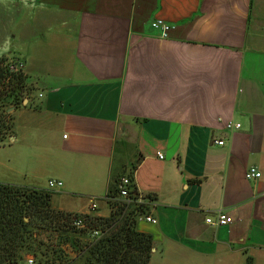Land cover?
<instances>
[{
  "label": "crops",
  "instance_id": "0c3cea01",
  "mask_svg": "<svg viewBox=\"0 0 264 264\" xmlns=\"http://www.w3.org/2000/svg\"><path fill=\"white\" fill-rule=\"evenodd\" d=\"M11 60L25 97L7 142L63 182L43 188L54 208L107 216L78 192L133 173L150 264H264V183L245 176L264 173V0H0ZM217 209L233 222L206 223Z\"/></svg>",
  "mask_w": 264,
  "mask_h": 264
},
{
  "label": "trees",
  "instance_id": "16d2710c",
  "mask_svg": "<svg viewBox=\"0 0 264 264\" xmlns=\"http://www.w3.org/2000/svg\"><path fill=\"white\" fill-rule=\"evenodd\" d=\"M0 64V146L14 134L11 107L24 100L21 73ZM3 86H7L6 89ZM3 88V89H2ZM133 181V173L129 174ZM120 177L106 193L110 213L97 216L73 213L52 206V191L0 182V264H21L33 254L39 264H150L153 236L137 228L144 203L128 204L119 196ZM130 197L137 198L134 183ZM83 217L87 228L73 224ZM100 235L94 236L93 230ZM245 264H253L247 258Z\"/></svg>",
  "mask_w": 264,
  "mask_h": 264
},
{
  "label": "rangeland",
  "instance_id": "374dc122",
  "mask_svg": "<svg viewBox=\"0 0 264 264\" xmlns=\"http://www.w3.org/2000/svg\"><path fill=\"white\" fill-rule=\"evenodd\" d=\"M7 86H3L6 89ZM2 88V89H3ZM8 141V140H7ZM29 140L18 138L12 142H6L0 146V181L9 182L17 185L36 186L46 188L49 178L52 176L49 172L39 171L37 159L32 155L33 150L28 148ZM87 184L84 182L78 184L77 188L83 189ZM53 191V190H52ZM77 199L83 204H88L91 198L95 197L98 204L97 211L107 213L110 208L106 196V190L101 194H92L90 192H78ZM56 195V192H52ZM57 199V198H56ZM63 200L57 199L56 203H62ZM109 208V209H108Z\"/></svg>",
  "mask_w": 264,
  "mask_h": 264
},
{
  "label": "built area",
  "instance_id": "2783aa9c",
  "mask_svg": "<svg viewBox=\"0 0 264 264\" xmlns=\"http://www.w3.org/2000/svg\"><path fill=\"white\" fill-rule=\"evenodd\" d=\"M152 26L154 28H161L163 36H168V32L171 29V26L161 19H157L153 21ZM5 66L7 67L10 73H16V74L22 73L24 69V63L21 61H16V60H11V61L6 62ZM226 126L229 128L240 127L241 124L240 123L234 124L232 122H228ZM214 142L220 145L224 144V140L222 139H214ZM158 155L159 157L163 158V155L160 152H158ZM245 176L247 179H250V180L251 179L262 180L264 183V173L257 166L252 165L248 167L246 170ZM133 183L134 181H132L130 176L128 175L122 176L118 183L119 196L123 198L128 204H131L134 202L142 203V201L138 197L137 198L130 197V191L132 189L131 185ZM62 185H63V182L61 180L50 179L48 181V188L52 190L60 188ZM96 208H97V203L94 200L92 203V209H96ZM142 218L152 223L157 222V219L155 217L146 214V212H144L143 214L139 216V219H142ZM205 221L206 223L210 225L222 226V225L231 224L233 222V218L226 211L222 209H217L213 213L208 214L205 218ZM73 224L79 228H87V223L85 219L81 216L75 217L73 219ZM93 235L99 236L100 231L96 229L93 230ZM21 264H39V263L33 254H27L24 261Z\"/></svg>",
  "mask_w": 264,
  "mask_h": 264
},
{
  "label": "water",
  "instance_id": "95a60500",
  "mask_svg": "<svg viewBox=\"0 0 264 264\" xmlns=\"http://www.w3.org/2000/svg\"><path fill=\"white\" fill-rule=\"evenodd\" d=\"M10 109H12V107Z\"/></svg>",
  "mask_w": 264,
  "mask_h": 264
}]
</instances>
